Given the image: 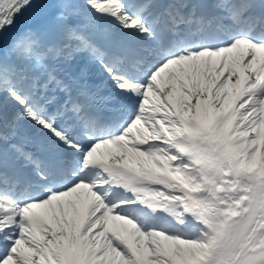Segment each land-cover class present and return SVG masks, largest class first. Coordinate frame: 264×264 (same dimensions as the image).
I'll list each match as a JSON object with an SVG mask.
<instances>
[{"label":"snow or ice","instance_id":"6c2138e0","mask_svg":"<svg viewBox=\"0 0 264 264\" xmlns=\"http://www.w3.org/2000/svg\"><path fill=\"white\" fill-rule=\"evenodd\" d=\"M0 264H264V0H0Z\"/></svg>","mask_w":264,"mask_h":264}]
</instances>
